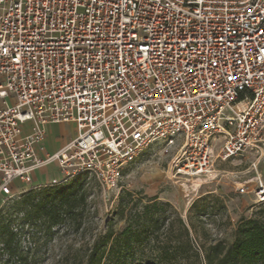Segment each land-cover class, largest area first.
<instances>
[{"label":"built area","instance_id":"obj_1","mask_svg":"<svg viewBox=\"0 0 264 264\" xmlns=\"http://www.w3.org/2000/svg\"><path fill=\"white\" fill-rule=\"evenodd\" d=\"M152 144L184 178L253 155L264 203V0H0V196L49 165L114 188Z\"/></svg>","mask_w":264,"mask_h":264},{"label":"rangeland","instance_id":"obj_2","mask_svg":"<svg viewBox=\"0 0 264 264\" xmlns=\"http://www.w3.org/2000/svg\"><path fill=\"white\" fill-rule=\"evenodd\" d=\"M60 132L59 138L63 141L70 140L75 133L74 128H70L69 125L62 126ZM175 152V148L150 145L124 169L118 185L110 189L104 188L88 173L87 197L81 208V228L76 231L73 227L66 228L60 224L52 229L54 235L51 241L48 240L46 243L43 221L35 217L33 212L38 197L36 195L26 197L27 192L31 189L38 191L52 183L64 184L76 175L64 181H61V178L52 180L36 188L27 186L25 190L12 197L0 196V229L8 225L16 233L14 241L8 247V250L14 252L9 264H54L61 253L66 254L68 261L77 263L89 250L93 239L102 241L110 219L114 220L115 232L124 226V220L115 217V210L124 191L131 192L135 197L156 196L158 200L169 202L190 227L195 250H199V246L208 244L211 240L232 242L234 229L241 218L264 214V203H256L252 193L255 187L253 183L255 173L246 170L249 162L254 159L253 155L245 154L228 162L219 163L214 178L204 180L175 177L170 174L168 167ZM226 172L233 174L226 176ZM259 172L264 178V150L260 158ZM45 175L46 178L49 176ZM246 179L251 182L247 193H240L238 186ZM169 210L167 209L168 214ZM1 238L3 236L0 233V264L9 258L7 247L3 245ZM140 247L136 243L124 247L128 264H151V257L148 255L139 257ZM144 250L148 253L145 247ZM26 254H29V260L24 259ZM113 260L106 258L102 264H110ZM177 264H198V260L193 256L188 258L184 256Z\"/></svg>","mask_w":264,"mask_h":264},{"label":"trees","instance_id":"obj_3","mask_svg":"<svg viewBox=\"0 0 264 264\" xmlns=\"http://www.w3.org/2000/svg\"><path fill=\"white\" fill-rule=\"evenodd\" d=\"M87 174L83 172L64 184L52 183L38 191L31 189L27 192L26 197H38L33 212L43 221L45 243L51 241L54 235L52 229L60 224L66 228L73 227L76 231L81 228V208L87 197ZM167 209H170L169 214ZM115 211V217L125 222L120 231H114V220L110 219L102 241L93 239L89 250L77 263L68 261L66 254L61 253L54 264H102L106 258L114 259L110 264H128L124 247L131 243L141 246L139 257L148 255L151 264H177L184 256L195 257L198 264H264V214L241 218L234 229L232 242L211 240L195 250L190 227L169 202L158 200L156 196L135 197L131 192L124 191ZM0 233L3 236L1 242L7 247L9 255L2 264H9L14 252L8 247L16 233L8 225L1 228ZM24 259L29 260V254Z\"/></svg>","mask_w":264,"mask_h":264},{"label":"crops","instance_id":"obj_4","mask_svg":"<svg viewBox=\"0 0 264 264\" xmlns=\"http://www.w3.org/2000/svg\"><path fill=\"white\" fill-rule=\"evenodd\" d=\"M65 125H69L70 128L72 127L74 128V125L70 123L49 125V129L47 131V135L45 138V146L48 152H54L58 148V144L60 142H63V140L59 138L61 134L60 128H62V126H65ZM51 128H53V130H51ZM54 168H55L54 165H49L45 168L35 171L33 174V184L42 185V184L49 183L52 180H57L61 178L62 177L61 173L57 170V168L55 169ZM45 174H49V176L46 178Z\"/></svg>","mask_w":264,"mask_h":264},{"label":"bare ground","instance_id":"obj_5","mask_svg":"<svg viewBox=\"0 0 264 264\" xmlns=\"http://www.w3.org/2000/svg\"><path fill=\"white\" fill-rule=\"evenodd\" d=\"M196 184V183H195ZM197 185V184H196Z\"/></svg>","mask_w":264,"mask_h":264}]
</instances>
